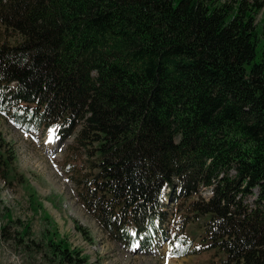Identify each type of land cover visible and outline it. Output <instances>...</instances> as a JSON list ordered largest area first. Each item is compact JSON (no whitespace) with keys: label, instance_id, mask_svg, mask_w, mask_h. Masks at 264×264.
I'll return each instance as SVG.
<instances>
[{"label":"trees","instance_id":"1","mask_svg":"<svg viewBox=\"0 0 264 264\" xmlns=\"http://www.w3.org/2000/svg\"><path fill=\"white\" fill-rule=\"evenodd\" d=\"M263 8L264 0H0L1 111L84 149L96 172L76 180L78 195L112 240L169 242L163 191L172 201L175 190L188 199L205 189L191 216L173 221L172 253L211 249L221 264H264V49L256 60L255 24ZM9 170L0 157L5 182ZM194 218L198 246L188 238ZM29 233L22 227L16 246L32 249ZM32 243L49 264L85 263L66 241Z\"/></svg>","mask_w":264,"mask_h":264},{"label":"rangeland","instance_id":"2","mask_svg":"<svg viewBox=\"0 0 264 264\" xmlns=\"http://www.w3.org/2000/svg\"><path fill=\"white\" fill-rule=\"evenodd\" d=\"M255 24L259 33L258 60L264 49V8L256 15ZM16 40L18 37L14 35L12 41ZM1 97L2 93L0 157L9 163L10 172L7 182L0 178V264H49L44 252H37L32 242L51 237L66 241L71 250L80 253L84 264H221L220 256L216 257L211 249L184 257L172 253L176 244L172 239L173 221L191 216L188 206L198 200L196 195L182 198L178 190L172 201L168 199L169 189L163 191L169 222L162 229L169 242L161 239L141 249L137 242L130 248L112 240L85 209L78 195L76 180L96 172L92 159L82 147L74 144L73 137H60L57 128L37 129L5 116L1 111ZM201 191L202 198L209 196V190ZM253 201L254 197L248 196L244 203L253 208ZM9 219L12 222L8 223ZM26 225L30 233L24 243L32 249L14 243L15 235ZM201 225V219L194 218V223L188 227V238L193 246L201 243L198 238L202 234Z\"/></svg>","mask_w":264,"mask_h":264},{"label":"bare ground","instance_id":"3","mask_svg":"<svg viewBox=\"0 0 264 264\" xmlns=\"http://www.w3.org/2000/svg\"><path fill=\"white\" fill-rule=\"evenodd\" d=\"M209 195H210V193H209Z\"/></svg>","mask_w":264,"mask_h":264}]
</instances>
